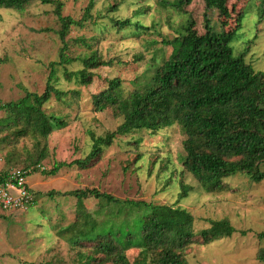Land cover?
I'll return each mask as SVG.
<instances>
[{"label": "trees", "instance_id": "1", "mask_svg": "<svg viewBox=\"0 0 264 264\" xmlns=\"http://www.w3.org/2000/svg\"><path fill=\"white\" fill-rule=\"evenodd\" d=\"M203 1L205 32L200 33L189 16L181 21L172 37L164 36L162 48L151 51L140 73L137 71L132 77L103 78L97 70L113 66L115 59H104L84 37L75 42L84 43L88 50L71 55L66 40L72 26L82 27L84 21L92 17L96 0H90L79 19L62 14L61 0H0V8L17 11H24L36 2L56 5L61 26L57 33L63 42L61 63L66 64V80L74 83V87H62L54 67L56 62H52L53 68L42 93L26 89L23 97L0 104V112L4 113L0 117L1 142L18 143L27 137L33 141L32 152L26 151L23 164L0 171V180L18 168L25 170L29 178L30 174L38 172L55 175L63 166L91 167L103 157L106 148L122 137H130L127 145H136L137 156L133 162H137L144 156L141 153L144 143L153 145L149 143L151 140L155 141L164 129L175 125L184 135V151L180 154L183 167L205 191L230 189L226 179L238 173L246 174L255 182L263 180L264 70L256 69L247 61L248 49L235 55L231 45L243 26L247 6H241L234 17L232 13L236 9L230 8L229 0ZM192 2L173 0L167 6L187 13L186 8ZM117 5L118 2L113 3L108 10ZM259 5L262 8L258 22H261L264 0H260ZM210 11L217 12L221 29L212 25ZM233 18L236 25L226 28ZM113 22L119 29L134 25L133 35L137 37L152 28L130 17L115 18ZM159 42L146 39L145 51ZM134 58L142 60V53ZM74 62L80 68L69 70L67 64ZM118 62L121 64L123 60ZM126 82L130 83L128 89ZM84 86L91 88V111L111 109L122 122L103 135L91 132L92 149L85 157L55 163L47 169L43 162L48 156L49 137L67 128L70 120L67 115L49 112L46 105L53 99L64 104L67 99L77 101ZM160 157L151 156V165L159 162ZM160 160L169 168V157ZM177 174L172 173L171 177ZM178 183L179 198L171 204L124 199L97 188L63 192L77 198L76 214L70 223L58 228L57 235L78 251V264H190L188 248L231 236L237 229L228 218H223L210 219L209 227L197 231L194 214L178 204L189 195L193 185L186 184L183 178ZM30 189L33 202L26 210L18 212L28 211L37 203L38 196L32 187ZM54 193L60 192L51 190L47 195ZM87 199H97L98 207L88 208ZM259 253V259L264 260V247Z\"/></svg>", "mask_w": 264, "mask_h": 264}, {"label": "rangeland", "instance_id": "2", "mask_svg": "<svg viewBox=\"0 0 264 264\" xmlns=\"http://www.w3.org/2000/svg\"><path fill=\"white\" fill-rule=\"evenodd\" d=\"M61 1L62 14L75 19L82 17L90 2ZM115 2H118V7L109 11ZM168 2L173 0H96L91 10L92 17L84 21L82 27L72 26L69 30L66 40L70 44L71 55L88 50L84 43L75 42L84 37L92 48L102 53L104 59H115L113 66L97 70L103 78L116 75L132 77L137 71L140 73L151 51L162 48L161 40L164 36L172 37L183 19L190 16L200 33L206 30L203 0H193L186 8L187 13H179L175 7L167 6ZM259 4L260 0H229L230 8L236 9L232 13L234 17L241 6H247L243 26L231 45L235 55L248 49L247 61L256 69L264 70V19L258 22L262 8ZM146 8L148 10H144ZM209 14L212 25L221 29L217 12L210 11ZM127 17L152 28L137 37L133 35L134 25L126 29L114 25L113 19ZM235 25L233 18L226 28ZM60 27L54 3L36 2L24 11L0 8V104L23 97L26 89L42 93L53 68L52 62H56L54 67L61 86L74 87V83L65 78L66 64L61 63L63 42L57 33ZM146 39L160 42L147 52ZM141 53L143 59L136 61L134 55ZM119 60L123 62L119 64ZM66 67L76 70L80 65L74 62ZM125 86L128 89L130 83L126 82ZM46 108L49 112L67 115L70 120L67 128L49 137L48 156L43 162L47 169L55 163L85 157L92 149L91 132L103 135L122 122V118H116L111 109L103 112L90 110L91 88L88 86L82 87L79 100L67 99V104H64L53 99ZM3 115L0 112V117ZM1 136L3 134H0V171L21 166L26 151L32 152L33 141L27 137L18 143L1 142ZM129 138H117L91 167L63 166L55 175L30 174L28 179L38 196L37 203L25 212L0 213V264H78V251L57 235L58 228L70 223L76 214L77 198L63 192L97 188L124 199L171 204L178 201L180 178L193 185L189 195L178 204L194 214L197 231L209 227L210 219L223 218H228L237 229L231 236L188 248L189 263L264 264V260L259 259V252L264 247V179L255 182L246 174L238 173L226 179L230 189L207 192L184 169L180 160L184 151V135L179 126L164 129L155 141L149 142L153 145L144 143L141 152L144 156L137 162H133L137 156L136 145L126 144ZM151 156L169 157V168L160 160L161 157L152 166ZM175 171L177 177H171ZM51 190L60 193L47 195ZM86 203L88 208L98 207L97 199H87Z\"/></svg>", "mask_w": 264, "mask_h": 264}, {"label": "built area", "instance_id": "3", "mask_svg": "<svg viewBox=\"0 0 264 264\" xmlns=\"http://www.w3.org/2000/svg\"><path fill=\"white\" fill-rule=\"evenodd\" d=\"M44 168V167H43ZM31 185L22 169H12L0 180V212L24 211L34 200Z\"/></svg>", "mask_w": 264, "mask_h": 264}, {"label": "crops", "instance_id": "4", "mask_svg": "<svg viewBox=\"0 0 264 264\" xmlns=\"http://www.w3.org/2000/svg\"><path fill=\"white\" fill-rule=\"evenodd\" d=\"M18 212V211H17ZM1 213V212H0ZM2 213H7V212H2Z\"/></svg>", "mask_w": 264, "mask_h": 264}]
</instances>
